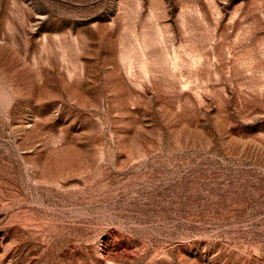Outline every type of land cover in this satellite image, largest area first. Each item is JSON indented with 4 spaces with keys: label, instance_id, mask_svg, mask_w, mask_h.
Returning a JSON list of instances; mask_svg holds the SVG:
<instances>
[{
    "label": "rangeland",
    "instance_id": "374dc122",
    "mask_svg": "<svg viewBox=\"0 0 264 264\" xmlns=\"http://www.w3.org/2000/svg\"><path fill=\"white\" fill-rule=\"evenodd\" d=\"M0 264H264V0H0Z\"/></svg>",
    "mask_w": 264,
    "mask_h": 264
}]
</instances>
